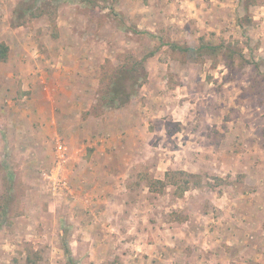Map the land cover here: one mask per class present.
<instances>
[{
    "label": "rangeland",
    "instance_id": "374dc122",
    "mask_svg": "<svg viewBox=\"0 0 264 264\" xmlns=\"http://www.w3.org/2000/svg\"><path fill=\"white\" fill-rule=\"evenodd\" d=\"M21 4L33 8L14 32ZM0 17L5 36L34 46L37 66H82V78L96 80L95 101L104 71L158 49L130 103L131 113L145 114L144 127L130 135L113 124L105 135L127 146L110 169L119 177H80L85 151L68 129L24 158L2 147L0 193L13 176L16 198L11 222L0 230V264H24L30 252L41 255L39 264H67V245L80 264H169L161 263L170 256L162 246L157 251V237L167 246L170 238L187 241L193 227L213 226L223 207L264 199V0H0ZM201 37L236 44L249 63L221 53L196 62L170 46H198ZM104 112L92 105L83 116ZM58 137L68 146V188L54 193L43 172L55 164ZM168 171L189 180V189L161 184ZM236 234L223 235L232 241L223 243L228 254L252 244ZM188 244L174 253V264L192 263ZM248 251L247 259H235L248 260Z\"/></svg>",
    "mask_w": 264,
    "mask_h": 264
},
{
    "label": "crops",
    "instance_id": "0c3cea01",
    "mask_svg": "<svg viewBox=\"0 0 264 264\" xmlns=\"http://www.w3.org/2000/svg\"><path fill=\"white\" fill-rule=\"evenodd\" d=\"M2 21L0 17V24ZM69 24H72V21ZM16 26L14 32H19L22 26ZM2 42L9 47V57L6 61H0V150L5 147L14 152H22L16 153L15 156L24 158L22 155L29 151L38 150L40 147L49 148L50 136L54 133H64L68 129L69 138L76 137L73 145L85 151L86 158L82 167L86 168V172L79 173L80 177L87 176L89 181L94 175L101 177L100 174L109 179L113 176L119 177V173L110 169L115 164L116 154L126 150L127 146L122 148L117 144V136L114 134L111 137L105 135L111 132L113 124L121 126L122 132L138 134L137 130L144 127L145 114L131 113L132 104H129L127 108L125 106L108 110L99 118L91 115L84 117L83 112L89 110L95 101L96 80L86 79V76L82 78L84 72H79L82 66L78 63L71 66H37V60H33L37 56L34 46L19 44L0 30V43ZM43 85H47L48 89H44ZM25 150L27 152H24ZM124 162L129 164L128 160ZM106 168L110 172H102ZM257 198L259 203H256L255 207H223L222 215L215 219L217 221L213 220V226H204L203 229L193 227L196 230L192 228L188 242L175 237V241L169 239L167 246L157 237V243L160 245L156 246L157 251L162 246L164 252L161 254L170 256L169 259H161V263L168 261L169 264H174L173 259H177L174 253L180 255L181 247L187 248L188 243L192 242L194 256L190 259L191 264H264V199L260 196ZM220 202H223V198ZM169 229L173 230L172 227ZM166 230L164 228L163 231ZM226 231L244 234L242 241L252 243L249 251L245 249L244 252L236 253L239 248H235L228 254L223 243L232 241L223 237ZM233 241L238 247L247 246L241 240ZM247 251V254H250L248 260L239 262L235 259L241 258ZM242 258L247 259L243 255Z\"/></svg>",
    "mask_w": 264,
    "mask_h": 264
},
{
    "label": "trees",
    "instance_id": "16d2710c",
    "mask_svg": "<svg viewBox=\"0 0 264 264\" xmlns=\"http://www.w3.org/2000/svg\"><path fill=\"white\" fill-rule=\"evenodd\" d=\"M32 8V5L29 4L26 7L23 4L19 5L14 13L15 19H18L17 25L24 23V12ZM46 11L47 10H45V12ZM200 41L201 43L198 46H182L177 43H172L170 46L174 50L177 49L181 53H185L190 60L196 62L203 60L207 55L217 57L221 53L223 56H226L228 62L230 60L235 61V59L238 58L245 61L244 63H249L248 60L245 59L243 50L237 49L236 44H226V42L216 44L205 40L203 37H201ZM157 51L158 49L152 50L141 58H138L134 54H130L121 65L114 69L104 71L100 77V86L93 108L100 110V112H104L105 110L119 109L129 105L135 95L138 94L140 88L148 80V72L145 66L146 60L149 56L157 53ZM8 55V45L4 42L0 43V61H6ZM176 175L177 173L168 171L165 174V180L160 179L158 181L164 185L173 184L178 189H181L183 193L185 190L189 189L190 181L183 180L180 182ZM8 181V189L0 193V230L11 222L8 215L13 209V202L16 198V194H14L13 191V176H10ZM16 208H18V206H16ZM64 252L67 255V264H80L72 254L68 245L65 247ZM40 259L41 255L38 252H30L24 264H39Z\"/></svg>",
    "mask_w": 264,
    "mask_h": 264
},
{
    "label": "built area",
    "instance_id": "2783aa9c",
    "mask_svg": "<svg viewBox=\"0 0 264 264\" xmlns=\"http://www.w3.org/2000/svg\"><path fill=\"white\" fill-rule=\"evenodd\" d=\"M55 149L56 159L52 170L43 172L44 177L48 178L54 193L68 188L67 179L64 175L65 163L68 159V146L62 138L58 137L56 138Z\"/></svg>",
    "mask_w": 264,
    "mask_h": 264
}]
</instances>
